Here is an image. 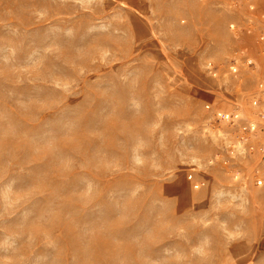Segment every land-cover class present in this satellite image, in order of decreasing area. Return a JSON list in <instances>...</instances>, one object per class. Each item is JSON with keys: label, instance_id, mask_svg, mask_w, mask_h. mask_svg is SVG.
Here are the masks:
<instances>
[{"label": "rangeland", "instance_id": "1", "mask_svg": "<svg viewBox=\"0 0 264 264\" xmlns=\"http://www.w3.org/2000/svg\"><path fill=\"white\" fill-rule=\"evenodd\" d=\"M262 93L264 0H0V264H247Z\"/></svg>", "mask_w": 264, "mask_h": 264}, {"label": "crops", "instance_id": "2", "mask_svg": "<svg viewBox=\"0 0 264 264\" xmlns=\"http://www.w3.org/2000/svg\"><path fill=\"white\" fill-rule=\"evenodd\" d=\"M249 259L247 264H264V213H262L260 230Z\"/></svg>", "mask_w": 264, "mask_h": 264}, {"label": "built area", "instance_id": "3", "mask_svg": "<svg viewBox=\"0 0 264 264\" xmlns=\"http://www.w3.org/2000/svg\"><path fill=\"white\" fill-rule=\"evenodd\" d=\"M262 95H264V93H262ZM262 102H264V97H262ZM220 119L230 125H235V122L239 121V117L237 114L224 115L220 117ZM237 129H238L239 135L236 136V138H237V142L240 144H245L248 140V135L254 131V128L248 125L238 126Z\"/></svg>", "mask_w": 264, "mask_h": 264}]
</instances>
